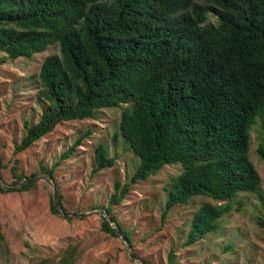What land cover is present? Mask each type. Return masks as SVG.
I'll list each match as a JSON object with an SVG mask.
<instances>
[{
	"label": "trees",
	"instance_id": "16d2710c",
	"mask_svg": "<svg viewBox=\"0 0 264 264\" xmlns=\"http://www.w3.org/2000/svg\"><path fill=\"white\" fill-rule=\"evenodd\" d=\"M102 1L0 0L4 59L32 58L59 48L58 55L42 62V113L35 124L24 123L14 154L61 123L96 120L105 109L128 105L119 134L140 165L129 183L115 184L105 209L112 223L103 218L102 230L133 248L131 232L112 214L114 206L123 203L133 185L179 163L182 172L166 187L161 228L177 205H191L197 197L218 202L201 204L190 220L183 246H195L220 233L226 217L241 211L240 193L262 191L249 151L251 130L259 123L258 154L264 160V0ZM86 136L50 170L41 165L42 171L54 180L56 167ZM116 162L99 144L91 175L114 168ZM4 167L0 156V169ZM12 173L15 184L22 182L20 192L36 183L18 175L16 168ZM9 192L0 181V194ZM58 205L61 195L58 204L51 201L55 215H60ZM258 225L264 229V219ZM233 248L229 244L224 251ZM73 254L70 247L57 263L40 264H74ZM176 254L172 248L168 264H180Z\"/></svg>",
	"mask_w": 264,
	"mask_h": 264
},
{
	"label": "rangeland",
	"instance_id": "374dc122",
	"mask_svg": "<svg viewBox=\"0 0 264 264\" xmlns=\"http://www.w3.org/2000/svg\"><path fill=\"white\" fill-rule=\"evenodd\" d=\"M211 22L216 23V19ZM58 54V46H53L32 58L15 61L0 55V156L5 165L0 169V177L3 187L10 190L0 194V264H40L43 260L57 263L70 247L74 264H168L172 248L177 251L180 264H264V229L258 225L264 219V160L258 154L262 140L259 123L251 130L249 157L261 177V193H240L238 201L244 203L241 211L226 217L220 233L190 247L183 243L195 211L205 202H218L197 197L191 205H177L161 228L168 197L166 187L182 172L179 163L166 165L146 182L133 185L123 203L114 206L112 214L131 232L133 248L121 236L114 237L102 230L103 218L109 217L105 209L115 184L129 183L140 165V158L119 134L121 115L128 105L105 109L96 120L61 123L28 150L14 154L25 132L24 123L35 124L42 113V62L47 56ZM116 134L118 139L114 142ZM84 135L87 136L72 156L56 167L51 180L41 165L50 170ZM101 143L117 162L114 168L92 176L94 150ZM12 168L17 169L18 175L36 177L31 190L18 191L22 182L14 183ZM52 183H56L61 195L60 215L51 211ZM58 201L59 197L57 204ZM64 213L87 215L66 218ZM113 228L118 231L114 224ZM229 244L234 248L225 252Z\"/></svg>",
	"mask_w": 264,
	"mask_h": 264
},
{
	"label": "water",
	"instance_id": "95a60500",
	"mask_svg": "<svg viewBox=\"0 0 264 264\" xmlns=\"http://www.w3.org/2000/svg\"><path fill=\"white\" fill-rule=\"evenodd\" d=\"M34 179H36V177H34V178H32V179H29V180H34ZM45 179H46V178H45ZM0 181H1V177H0ZM52 185H53V188H54V202L57 204V200H58V197H59L58 188H57L56 183H52ZM12 189H14V188H12ZM59 210L63 212V209H62V208L59 209ZM85 215H87V214H85V213H81V214L68 215V214H65V213H64V216H65L66 218H69V217H72V216H80V217H82V216H85ZM107 219H108L109 222L112 223V218L107 217ZM112 225H113V224H112ZM124 240H125V239H124ZM125 242L128 244V246H129V248H130V244H129L126 240H125ZM133 259L136 260V258H135L134 256H133Z\"/></svg>",
	"mask_w": 264,
	"mask_h": 264
}]
</instances>
